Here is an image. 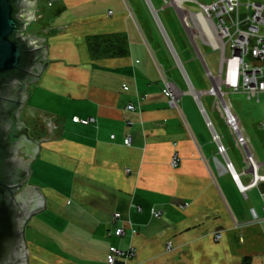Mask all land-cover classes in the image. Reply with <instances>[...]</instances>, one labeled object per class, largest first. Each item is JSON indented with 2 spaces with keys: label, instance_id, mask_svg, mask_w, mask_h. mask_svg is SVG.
<instances>
[{
  "label": "crops",
  "instance_id": "crops-1",
  "mask_svg": "<svg viewBox=\"0 0 264 264\" xmlns=\"http://www.w3.org/2000/svg\"><path fill=\"white\" fill-rule=\"evenodd\" d=\"M141 1L175 61L156 11ZM42 4L44 9L36 0L38 19L26 31L45 38L47 65L27 90L23 120L33 138H42L25 184L39 189L45 208L25 225L27 264H108L110 247L133 248L131 257L115 264H264V196L255 187L239 190L194 98L188 109L181 98L179 108L169 105L159 62L139 37L134 2ZM101 39L121 48L97 56L90 41ZM202 94L208 93H200V101ZM128 103L135 108L127 110ZM31 112L56 128L45 132ZM75 116L93 121L76 122ZM239 121L263 159L246 119ZM231 163L247 185L243 157ZM123 220L129 225L116 235Z\"/></svg>",
  "mask_w": 264,
  "mask_h": 264
},
{
  "label": "built area",
  "instance_id": "built-area-1",
  "mask_svg": "<svg viewBox=\"0 0 264 264\" xmlns=\"http://www.w3.org/2000/svg\"><path fill=\"white\" fill-rule=\"evenodd\" d=\"M58 1L61 0H45V5L51 7ZM189 1L195 3L200 9L191 11L184 5L186 0H173V2L172 0H164V4L173 7L208 80L211 82V79L216 77L220 89H224L225 92H243L248 99L258 101L261 96L264 97V0H210L207 3H201L198 0ZM205 27L210 31L209 35L204 31ZM191 34L193 40L190 38ZM195 38L201 39L202 43L209 45L218 52L219 66L215 74L209 70ZM227 45L230 47L229 55H226ZM175 62L186 82L187 89L192 87L194 92L190 94L197 101L199 95L196 96L194 93L200 94L202 92L194 89L178 57H175ZM156 65L167 93L169 105L179 108V101L184 92L169 79L161 63H156ZM188 91L187 93H189ZM214 99L218 104L224 123L231 130L242 154L245 163L243 172L251 176L250 182L247 185L241 184L239 175L234 172L232 163L227 156L226 148L208 118L205 119V122L211 131L212 140L216 143L217 152L224 158L226 168L232 173L239 190L243 194L248 188L255 187L259 189L260 195L264 196V189L260 187L264 184V158L259 159L255 155L252 145L242 132L239 117L232 110L228 101L216 93ZM202 107L199 108L203 113L204 108ZM125 108L133 110L135 107L128 103ZM204 113H206L205 110ZM73 120L87 124L93 121V118L80 119L75 116ZM42 121L45 122L48 130L53 131L56 128L52 120L43 118ZM130 140V135L126 134L124 143L129 145ZM177 163L178 156L174 153L171 164L175 166ZM150 212L154 217H159L161 214V211L154 208H151ZM250 212L254 218H257L253 208L250 209ZM114 218H120V214L114 213ZM123 221L124 223L116 228V235L125 233V224L129 225V221ZM219 237L220 233L215 232L214 238L217 240ZM166 247L167 249L171 248L169 243ZM132 255L133 248L121 250L110 247L106 259L108 264H115L118 258L128 259Z\"/></svg>",
  "mask_w": 264,
  "mask_h": 264
},
{
  "label": "water",
  "instance_id": "water-1",
  "mask_svg": "<svg viewBox=\"0 0 264 264\" xmlns=\"http://www.w3.org/2000/svg\"><path fill=\"white\" fill-rule=\"evenodd\" d=\"M37 19L36 0H0V159L10 148L13 163L7 180L0 164V264H27L25 225L45 208L39 189L25 184L42 138H33L20 119L27 90L47 65L45 38L26 31ZM7 71L14 73L3 75Z\"/></svg>",
  "mask_w": 264,
  "mask_h": 264
},
{
  "label": "rangeland",
  "instance_id": "rangeland-1",
  "mask_svg": "<svg viewBox=\"0 0 264 264\" xmlns=\"http://www.w3.org/2000/svg\"><path fill=\"white\" fill-rule=\"evenodd\" d=\"M128 3L133 1V13L138 24V33L143 44L150 49L153 53L154 58L161 63L165 71H169L168 75L174 79L177 87L181 91H186L187 86L184 83L183 76L180 73L178 67L175 64V61L170 53V50L165 42V38L161 33L158 24L152 15L150 8L141 0H126ZM153 7V12L157 14V18L160 22L161 27L170 42L173 49L176 51L186 75L191 80L193 87L196 90L203 91L201 95V102L206 111V114L209 116L215 131L220 136L222 143L226 148L227 156L231 159L234 164L242 163V155L236 144L234 136L231 130L224 123L223 118L220 114L218 104L214 99V94L223 96L226 100L229 97L224 89L219 88L218 78L213 77L211 82L208 80L205 70L200 63L199 58L196 56L191 43L188 39V36L185 33L184 28L182 27L174 9L172 6H165L164 0H148ZM201 3H207L210 0H198ZM43 0H39L41 8ZM184 5L189 8L191 11L199 10V6L195 3L186 0ZM30 29V26L28 27ZM201 39L195 38L196 44L200 48L201 53L203 54L206 64L212 74H215L218 70L219 65V54L217 51H214L209 45L201 44ZM230 54V47L227 45L226 55ZM248 59V58H247ZM210 93V94H209ZM229 98L233 110L237 113L240 120L246 119V124L249 126L253 135H256L255 143L263 152L264 157V126L258 127V123L264 124V97L261 96L260 100L256 102L254 99H248L243 92H231ZM226 96V97H225ZM182 103L186 109L188 106L193 105V97L189 93H184L181 96ZM227 101V100H226ZM26 105L24 103L20 119L23 120L26 116L25 114ZM33 114V115H32ZM31 115L35 117L38 121V124L42 129L47 132V126L42 117L39 114H34L31 112ZM22 116V118H21ZM31 116V117H32ZM30 117V116H29Z\"/></svg>",
  "mask_w": 264,
  "mask_h": 264
},
{
  "label": "trees",
  "instance_id": "trees-1",
  "mask_svg": "<svg viewBox=\"0 0 264 264\" xmlns=\"http://www.w3.org/2000/svg\"><path fill=\"white\" fill-rule=\"evenodd\" d=\"M13 39H14V37H13ZM113 43H114V41H113ZM113 43H109V40L108 41H103V39H101V40H92V41H90V49H91V51L95 54V55H97V56H99L100 54H102L104 51H107L108 49H115V48H118V49H120L121 47H120V43L118 42L117 44H116V46L115 45H113ZM111 44V45H110ZM14 72H12V71H7V72H5V73H3V75H10V74H13ZM33 117V116H32ZM35 117H36V115H35ZM35 117H33V119L36 121V123H37V120L35 119ZM36 123H34V125H35V127H36ZM28 126H30V125H28ZM31 128V127H30ZM33 134H34V132H33ZM34 137V136H33ZM35 138H37V137H35ZM39 138V137H38Z\"/></svg>",
  "mask_w": 264,
  "mask_h": 264
},
{
  "label": "flooded vegetation",
  "instance_id": "flooded-vegetation-1",
  "mask_svg": "<svg viewBox=\"0 0 264 264\" xmlns=\"http://www.w3.org/2000/svg\"><path fill=\"white\" fill-rule=\"evenodd\" d=\"M27 125V124H26ZM28 126V125H27ZM29 127V126H28ZM21 149L19 148L18 151H20ZM12 151V149L9 148L8 152H7V156L5 157V155L3 156L2 159H0V164L2 163V172H3V176L1 178H4L5 180L9 179L10 176L9 175V171L13 168V163L10 161V156L8 154H10ZM20 154H18L19 156ZM9 156V157H8Z\"/></svg>",
  "mask_w": 264,
  "mask_h": 264
},
{
  "label": "bare ground",
  "instance_id": "bare-ground-1",
  "mask_svg": "<svg viewBox=\"0 0 264 264\" xmlns=\"http://www.w3.org/2000/svg\"><path fill=\"white\" fill-rule=\"evenodd\" d=\"M172 2H173V0H172ZM204 31L206 32V34H208V35L210 34V31L207 29V27L204 28ZM190 38L193 40V36H192V34L190 35ZM188 90H189V91H188L189 93H193V92H194L191 86H190V88H188ZM194 94H195L196 96L199 95V93H197V92H195ZM198 97H199V96H198Z\"/></svg>",
  "mask_w": 264,
  "mask_h": 264
}]
</instances>
